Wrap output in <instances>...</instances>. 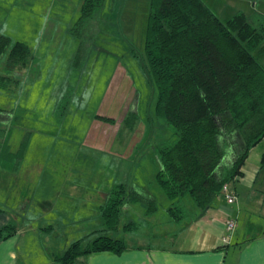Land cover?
Here are the masks:
<instances>
[{"label": "rangeland", "instance_id": "obj_1", "mask_svg": "<svg viewBox=\"0 0 264 264\" xmlns=\"http://www.w3.org/2000/svg\"><path fill=\"white\" fill-rule=\"evenodd\" d=\"M82 2L0 0V34L11 42H24L31 52L24 68L11 74L17 82L0 88V110L8 112L2 137L9 133L11 151L25 140L22 166L26 168L17 182L31 166L36 169V177L26 182L30 188L23 198L37 206L48 184L54 185L55 251L68 248L100 225L104 199L99 190L110 192L113 186L124 184L145 196L158 197L152 164L140 165L138 160L151 158L154 146L170 135L154 117L156 95L142 70L149 0H104L92 28L81 30L92 40L86 44L84 59L75 66L79 42L70 29ZM201 2L221 22L236 13L264 18V0ZM253 56L264 66V53L254 51ZM128 113L137 115L133 128L126 119ZM37 181L35 189L31 182ZM19 186L0 192L1 199L9 205L17 203ZM142 207L128 206L129 215L122 213L120 225L141 224L139 232L158 234L159 225L151 229L145 225ZM157 213L155 221H160V209ZM53 214L46 211L42 216ZM48 222L46 227L52 221ZM90 236L81 239L82 246ZM114 238L132 243L122 232ZM56 252L55 258L62 254ZM42 257L39 264H46L48 260Z\"/></svg>", "mask_w": 264, "mask_h": 264}, {"label": "trees", "instance_id": "obj_2", "mask_svg": "<svg viewBox=\"0 0 264 264\" xmlns=\"http://www.w3.org/2000/svg\"><path fill=\"white\" fill-rule=\"evenodd\" d=\"M103 1L83 0L70 29L79 42L75 66L92 40L81 30L92 28ZM143 51L142 70L156 95L154 117L170 132L154 146L150 163L160 193L154 198L138 188L113 186L100 206L97 236L83 246L81 240L72 243L54 258L57 264L123 251V242L109 234L138 231L141 224L120 225L130 205L143 206L149 229L198 219L214 207L222 188L241 175L249 150L264 137V66L253 56L254 51L264 53V18L236 13L221 22L201 0H149ZM30 58L24 42L0 34V88L17 82L11 74ZM6 114L0 110L1 154L8 147L9 133L2 137ZM126 119L133 128L137 115L128 113ZM159 209L160 221H155ZM14 231L8 226L1 233L8 238Z\"/></svg>", "mask_w": 264, "mask_h": 264}, {"label": "crops", "instance_id": "obj_3", "mask_svg": "<svg viewBox=\"0 0 264 264\" xmlns=\"http://www.w3.org/2000/svg\"><path fill=\"white\" fill-rule=\"evenodd\" d=\"M24 147L26 143L23 139L19 149L11 151L7 147L0 153V192H10L20 184L17 187V203L9 205L8 200L0 197V264H39L44 255L48 260L46 264H57L54 261L56 251L63 253L67 248L55 251L53 242L54 185L48 182L47 194L37 198L38 207H33L28 199L23 198L30 188L26 183L28 178L36 177V169L31 166L25 171L22 181L17 182L26 168L22 166L26 157ZM150 155L147 160H138L140 165L145 161L144 166H149L153 151ZM153 171L154 168L151 169ZM240 172L241 175L228 185L236 197L233 204H227L221 195L214 207L198 219L186 221L183 225L164 224L159 227L158 234L147 235L139 231L111 233L110 237L117 239L114 235L122 232L130 240L132 238V243L126 244L121 239L124 250L120 253H92L81 258L77 264H264V137L249 150ZM34 184L38 189L39 181L31 182L32 187ZM98 193L105 202L109 190L104 188ZM127 208L123 210L126 216L129 215ZM46 211L53 217L42 216ZM227 220H233L235 227L228 244H223L221 239L226 235ZM48 221L52 222L46 227ZM100 221V225L84 233L81 239L93 235L88 239L93 240L97 236L95 233L102 229L101 217ZM8 226L14 227L15 231L8 238H3L1 231ZM149 236H153L154 240L150 242Z\"/></svg>", "mask_w": 264, "mask_h": 264}, {"label": "built area", "instance_id": "obj_4", "mask_svg": "<svg viewBox=\"0 0 264 264\" xmlns=\"http://www.w3.org/2000/svg\"><path fill=\"white\" fill-rule=\"evenodd\" d=\"M222 196L224 197L227 204H233L236 200L234 193L231 190H229L228 185H225L222 188ZM234 227H235V223L233 220L226 221L225 223V234L226 235L221 239V242L223 244H228L229 237L231 233L233 232Z\"/></svg>", "mask_w": 264, "mask_h": 264}]
</instances>
